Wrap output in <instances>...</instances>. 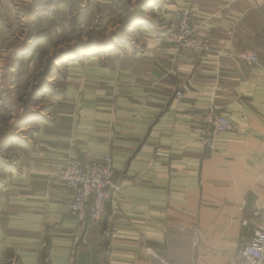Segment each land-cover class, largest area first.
Listing matches in <instances>:
<instances>
[{
  "label": "crops",
  "instance_id": "crops-1",
  "mask_svg": "<svg viewBox=\"0 0 264 264\" xmlns=\"http://www.w3.org/2000/svg\"><path fill=\"white\" fill-rule=\"evenodd\" d=\"M144 1L86 3L119 33L159 2ZM163 5L170 24L190 7L191 33L207 37L209 51L174 48L137 25L130 35L144 38L141 52L70 65L54 119L4 170L0 264H239L264 197V0ZM208 104L233 125L210 154L199 123ZM104 154L115 168L106 212L99 225L77 222L57 172Z\"/></svg>",
  "mask_w": 264,
  "mask_h": 264
},
{
  "label": "rangeland",
  "instance_id": "rangeland-1",
  "mask_svg": "<svg viewBox=\"0 0 264 264\" xmlns=\"http://www.w3.org/2000/svg\"><path fill=\"white\" fill-rule=\"evenodd\" d=\"M87 1L0 0V183L5 169L19 165L22 147L32 145L41 125L54 119L55 102L73 84L70 65L81 67L91 59L105 63L111 54L141 52L144 38L130 35L137 25L159 32L160 40L173 47L166 31L176 27L181 10H190L181 8L170 24L161 7L171 0H145L147 9L159 1L156 10L146 18H132V28L110 33L104 16L89 11Z\"/></svg>",
  "mask_w": 264,
  "mask_h": 264
},
{
  "label": "built area",
  "instance_id": "built-area-1",
  "mask_svg": "<svg viewBox=\"0 0 264 264\" xmlns=\"http://www.w3.org/2000/svg\"><path fill=\"white\" fill-rule=\"evenodd\" d=\"M165 38L177 49H193L207 52L210 40L207 37L195 36L191 33V12L183 9L177 25L166 31ZM242 56L256 61L252 51H244ZM180 95V91H176ZM199 123L204 131V153L210 154L215 149V141L219 133L233 128L230 120L216 106L208 104L200 115ZM115 170L110 154L95 158H78L67 162L57 172V179L70 194L69 212L77 222L99 225L106 212L110 198V190L114 183ZM251 217L255 224L248 237L243 238L237 250L239 264L264 263V197L251 209ZM241 224L248 226L249 220L242 219Z\"/></svg>",
  "mask_w": 264,
  "mask_h": 264
},
{
  "label": "trees",
  "instance_id": "trees-1",
  "mask_svg": "<svg viewBox=\"0 0 264 264\" xmlns=\"http://www.w3.org/2000/svg\"><path fill=\"white\" fill-rule=\"evenodd\" d=\"M41 264H46L45 261H42Z\"/></svg>",
  "mask_w": 264,
  "mask_h": 264
}]
</instances>
